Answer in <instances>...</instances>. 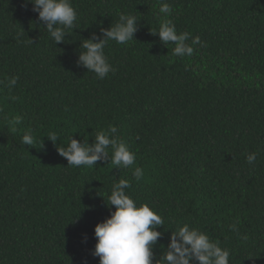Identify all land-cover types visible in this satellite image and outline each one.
Wrapping results in <instances>:
<instances>
[{"label": "trees", "instance_id": "trees-1", "mask_svg": "<svg viewBox=\"0 0 264 264\" xmlns=\"http://www.w3.org/2000/svg\"><path fill=\"white\" fill-rule=\"evenodd\" d=\"M164 2L189 44L203 42L193 55L151 34ZM23 4L0 0V80L18 77L0 86V264H99L94 228L115 210L106 202L120 179L164 220L155 259L187 223L229 249L230 264H264V0H72L76 27L58 44ZM120 13L138 31L108 42L115 71L101 80L77 66L81 40ZM110 125L136 153L130 168L113 165L110 148L91 168L59 155Z\"/></svg>", "mask_w": 264, "mask_h": 264}, {"label": "clouds", "instance_id": "clouds-1", "mask_svg": "<svg viewBox=\"0 0 264 264\" xmlns=\"http://www.w3.org/2000/svg\"><path fill=\"white\" fill-rule=\"evenodd\" d=\"M32 5V11L38 13V20L45 26L56 44L65 42L68 29L76 27L78 12L73 7L72 0H24V7ZM172 7L167 2L162 3L159 13L162 14L158 31H151L152 35H159L164 45H175L174 56L185 57L194 53L195 45H202L200 38L191 37L188 32L179 33L171 17ZM138 19L131 14L120 13L116 23L109 28H101L100 34L92 33L81 40L77 66H83L88 72H93L99 79H104L115 69L105 55V47L109 41L127 44L132 41L138 31ZM33 42L32 40L29 41ZM18 77L13 76L5 81L0 80V86L12 88ZM19 122V121H17ZM117 128L110 125L107 129L98 131L94 141L90 144L71 137L66 147H57L59 155L67 159L68 166L91 168L99 161L109 159L111 149V163L118 168H130L136 163V153L127 143L116 136ZM50 139L56 141V136ZM25 145L33 146L31 133L22 137ZM256 153L247 156L249 164L256 160ZM133 177L139 180L143 176V169L135 167ZM132 187L127 179H120L112 186L108 206H115L110 216L98 222L94 228L97 238L93 256L99 257V264H230V250L222 248L211 239L206 231L184 223L171 232L167 250L159 259H155L154 245L163 235L158 226L164 225L161 215L154 205L137 203L127 192ZM230 229L238 231L236 224Z\"/></svg>", "mask_w": 264, "mask_h": 264}]
</instances>
